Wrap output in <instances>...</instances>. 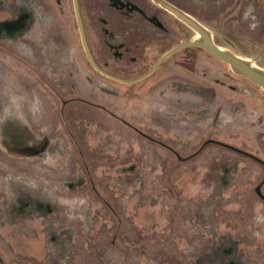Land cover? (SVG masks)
Returning <instances> with one entry per match:
<instances>
[{
    "label": "rangeland",
    "instance_id": "1",
    "mask_svg": "<svg viewBox=\"0 0 264 264\" xmlns=\"http://www.w3.org/2000/svg\"><path fill=\"white\" fill-rule=\"evenodd\" d=\"M16 1L0 16L15 17ZM36 1L58 48H70L74 68L86 63L102 90L41 77L21 86L14 76L27 73L10 67L1 264H264V166L229 148L264 162V91L199 48L175 54L139 84L114 82L86 57L74 0ZM80 1L95 53L110 57L105 29L134 30L125 57L111 60L129 79L196 37L159 9L162 29L110 0ZM168 1L220 47L264 69V0ZM16 114L39 136L17 139L24 127Z\"/></svg>",
    "mask_w": 264,
    "mask_h": 264
},
{
    "label": "flooded vegetation",
    "instance_id": "2",
    "mask_svg": "<svg viewBox=\"0 0 264 264\" xmlns=\"http://www.w3.org/2000/svg\"><path fill=\"white\" fill-rule=\"evenodd\" d=\"M110 1H112V4L114 7H116L117 9H119L122 12L124 10L126 12H129L130 9L133 11L137 10L138 12L141 13V17H146L147 20L153 26H155L159 29L164 28V25H163L162 17L155 12L157 9L163 11L166 14L171 15L172 17H174L172 14L167 12L165 9L160 7L158 4L154 3L153 0H149V2L156 9L151 7L153 12L150 11L148 13L145 11V9L143 7H139L136 4H134L133 3L134 0H110ZM165 1L169 2L168 0H165ZM169 3L174 5L175 7H177L175 4H173L171 2H169ZM80 7H81V13H82V17H83V21H84V25H85L88 43H89V46H90L91 51L93 53V56H94L96 62L98 63V65L103 70H105L106 72H108L114 76L121 77L124 79H129V78H126V76L123 73H119L118 71L116 72L113 69V67L115 66L116 63L112 62L111 60L114 57H118L117 61H120V59L125 57V51L130 50L131 46H130L129 42H130V38H131L134 30L130 29V28H128V29L126 28L121 33H119V31H116V30L111 31V30L105 29L102 32V38L108 40V43H105V46L108 47V53L110 55V57L106 58L102 54L95 53L93 46L91 44V41L88 37V31H87V27H86L84 16H83L81 1H80ZM15 9H16V15H15L16 23L14 25H15V28H16L17 33H18L17 34L18 35L17 46L21 50V52L24 54H31L34 62L37 63V65L41 63V64H44L45 67H48L49 69H53V70H61V69H63V67H66L68 69L71 66V64H73L74 59H76V58H74V59L71 58L70 48H67V47L64 49L58 48L59 46L56 43V37H55L54 33L47 31L49 28V24H48L47 16L44 12L45 6H43L41 4V2H37L36 0H17ZM4 11H6V5H2V0H0V14ZM129 16H130V14L127 17H129ZM174 18H176V17H174ZM7 27H8V23L0 20V81L3 77L2 66L5 65V61L1 55V53H2L1 48L3 46H6V37L4 35V32L6 31ZM82 44H83V41H82ZM83 48H84V44H83ZM84 51H85L86 57L88 58V55L86 53L85 48H84ZM165 54H163L162 56H164ZM88 60H89V58H88ZM134 60L136 62V59H134ZM77 64L80 65L84 80L86 82H89L90 84H93L96 87L100 88L97 83H94L89 78V76L87 74L86 63H84L80 60V62H78ZM90 64H91V62H90ZM91 66H92V64H91ZM160 66H159V68H160ZM92 68L96 71L97 74H99L100 76H103L93 66H92ZM157 71H156V73H157ZM103 77H105V76H103ZM107 79H109V78H107ZM136 79H138V78H136ZM110 80H112V79H110ZM129 80H135V79H129ZM112 81H114V80H112ZM114 82H117V81H114ZM117 83H119V82H117ZM8 120L9 119H8L5 90L3 91L1 89L0 90V136L5 137V140L9 142L8 136H7L8 135L7 134V127H6L8 125ZM16 136L18 139V137H23V134L22 135L17 134ZM24 139L25 138L23 137L21 142L24 141ZM12 144H14V145L16 144L14 140L12 141ZM16 145H18V142ZM28 146L30 147L31 145H28ZM34 147H36V146H33L31 148H34ZM2 157L6 158V156L4 154H2V152L0 151V162H1ZM3 171L4 170H2L1 165H0V182L4 181L3 179H5L4 183L7 185L8 184L7 178H6V176L2 175ZM15 182H14V186H15L16 190L19 191L17 189V187L20 186L21 180H17ZM21 198H22V196H21ZM35 198H36V195L30 196V199L35 200ZM26 204L29 205L28 203H26Z\"/></svg>",
    "mask_w": 264,
    "mask_h": 264
},
{
    "label": "water",
    "instance_id": "3",
    "mask_svg": "<svg viewBox=\"0 0 264 264\" xmlns=\"http://www.w3.org/2000/svg\"><path fill=\"white\" fill-rule=\"evenodd\" d=\"M153 1L154 3L158 4L160 7L165 9L167 12L172 14L174 17H176L179 21L184 23L192 31H194L196 33V37L193 40L182 43L178 45L177 47L173 48L172 50H170L169 52H167L164 56H162L157 61L154 68L147 74L143 75L142 77L138 79L129 80V79H124L121 77L114 76L106 72L105 70H103L98 65V63L96 62L93 56L89 43H88L85 25H84L82 13H81L80 1L74 0L76 16H77L79 30H80L81 38L84 44V48L88 55L89 61L99 73L121 84L133 86V85L139 84L149 79L150 77H152L158 70L159 66L165 61L169 60L175 54L185 49H188V48H199L209 53L211 56H213L218 61L228 65L231 71L235 75L249 80L251 83L257 85L264 91V69L257 66L251 60L243 58L242 56H238L234 54L233 52L220 47L215 42L212 32L207 27H205L202 23L196 20L194 17L189 15L188 13L175 7L174 5L170 4L169 2L165 0H153Z\"/></svg>",
    "mask_w": 264,
    "mask_h": 264
},
{
    "label": "crops",
    "instance_id": "4",
    "mask_svg": "<svg viewBox=\"0 0 264 264\" xmlns=\"http://www.w3.org/2000/svg\"><path fill=\"white\" fill-rule=\"evenodd\" d=\"M2 5H6V9H7V0H2ZM6 11H4V13ZM0 20L8 23V27H7L6 31L4 32V35L6 37V46H3L1 48L2 49L1 55L5 61V65L2 66L3 77L0 81V82H3L2 83L3 86L1 88L3 91L6 88L5 92L7 93V87H8V81H7L8 75H7V73L10 71L9 70V69H11L10 67H13V66L17 67L22 72L27 73V74L22 73L21 75L16 74V77L14 76L18 85H19V83H21L20 84L21 86L22 85L24 86L27 79H30L32 81H36L37 79H40V77H41L44 80H48V82L51 84V86H54V87H56V86L64 87L63 82H70L71 83V81L73 83H72V85L69 84L70 86L79 87L81 89L87 87L88 85L92 87V84H90L89 82H86L84 80L79 64H76L77 66H75V67H77V69L73 67V64H75V63H73V64H71V66L68 69L66 67H63V69H61V70L49 69L48 67H45V65L41 64V63L37 65V63L34 62L31 54L22 53L21 50L17 46V38H18L17 34L18 33H17V30H16L15 25H14L16 23L15 17H13L12 19H8L7 17L0 16ZM70 56L72 57V53H70ZM15 57H17V58H15ZM10 72H12V71H10ZM87 74H88V72H87ZM99 89L102 90L101 88H99ZM9 98L11 99L12 97H9ZM16 100L20 101L19 98H17ZM6 103H8L7 96H6ZM17 114H16L15 119L17 120V122H20V124L23 125V127H24L23 122L25 120L24 119L25 117H23V116L21 117ZM27 116H28V119L36 118V117H34V112H29V114H27ZM8 119H11V116H9V112H8ZM24 129L26 131H23ZM24 129L18 135L23 134V137H28L27 135H29V134L32 136H37V137L39 136V135H34V132L30 131V129L27 126H25ZM29 138H28V140H29ZM36 140H37V141H35L36 144H33V143H35L34 141L31 142L32 147L38 146V143L40 140H38V139H36ZM40 198H41V196H37V198H35V199H40Z\"/></svg>",
    "mask_w": 264,
    "mask_h": 264
},
{
    "label": "trees",
    "instance_id": "5",
    "mask_svg": "<svg viewBox=\"0 0 264 264\" xmlns=\"http://www.w3.org/2000/svg\"><path fill=\"white\" fill-rule=\"evenodd\" d=\"M201 51H203V52L206 53V51H204V50H201ZM229 148H230L231 150H233V151H236V152L239 153V154H242V155H245V156H248V157L254 159L255 161L259 162L260 164H262V165L264 166V162H263L262 160H260V159H258V158H256V157H254V156H251V155H249V154H247V153H244V152H242V151H239V150H237V149H234V148H232V147H229ZM258 195H259V196H263V194L261 193V191L258 193ZM262 198L264 199V197H262ZM0 261H1V257H0ZM0 264H1V262H0Z\"/></svg>",
    "mask_w": 264,
    "mask_h": 264
}]
</instances>
